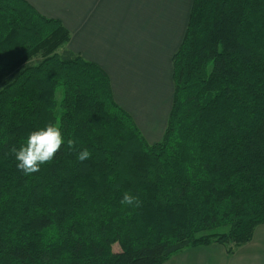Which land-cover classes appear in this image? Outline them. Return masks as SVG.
I'll list each match as a JSON object with an SVG mask.
<instances>
[{
	"label": "trees",
	"instance_id": "16d2710c",
	"mask_svg": "<svg viewBox=\"0 0 264 264\" xmlns=\"http://www.w3.org/2000/svg\"><path fill=\"white\" fill-rule=\"evenodd\" d=\"M70 37L27 1L0 0V264H164L250 243L264 225V0H193L155 144ZM49 122L65 143L25 175L10 149Z\"/></svg>",
	"mask_w": 264,
	"mask_h": 264
},
{
	"label": "crops",
	"instance_id": "0c3cea01",
	"mask_svg": "<svg viewBox=\"0 0 264 264\" xmlns=\"http://www.w3.org/2000/svg\"><path fill=\"white\" fill-rule=\"evenodd\" d=\"M59 20L71 37L68 50L108 75L115 102L150 144L164 135L173 105L174 54L182 44L193 0H25ZM164 264H264V225L228 255L211 244L186 249Z\"/></svg>",
	"mask_w": 264,
	"mask_h": 264
},
{
	"label": "clouds",
	"instance_id": "9594fccd",
	"mask_svg": "<svg viewBox=\"0 0 264 264\" xmlns=\"http://www.w3.org/2000/svg\"><path fill=\"white\" fill-rule=\"evenodd\" d=\"M64 143L65 140L59 122H49L43 127L31 131L26 142L18 149L13 146L10 152L15 156L17 168L25 175H30L39 172L41 165L52 162L55 154ZM66 143L69 149L75 150L77 144L75 139H68ZM90 157L91 153L85 148L79 151L77 159L82 162ZM120 203L140 206L138 198L127 192L124 193Z\"/></svg>",
	"mask_w": 264,
	"mask_h": 264
},
{
	"label": "rangeland",
	"instance_id": "374dc122",
	"mask_svg": "<svg viewBox=\"0 0 264 264\" xmlns=\"http://www.w3.org/2000/svg\"><path fill=\"white\" fill-rule=\"evenodd\" d=\"M59 97H60V95H59ZM216 232H220V233H221V232H226V229H221V230L218 229ZM114 250H115L116 252H119V251H120V248H119L118 246H115V247H114Z\"/></svg>",
	"mask_w": 264,
	"mask_h": 264
}]
</instances>
